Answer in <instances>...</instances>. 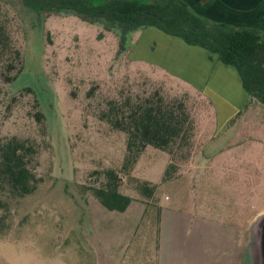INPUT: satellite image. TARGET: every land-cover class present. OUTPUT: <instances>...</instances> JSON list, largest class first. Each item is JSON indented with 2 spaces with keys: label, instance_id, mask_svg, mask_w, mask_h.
Listing matches in <instances>:
<instances>
[{
  "label": "rangeland",
  "instance_id": "374dc122",
  "mask_svg": "<svg viewBox=\"0 0 264 264\" xmlns=\"http://www.w3.org/2000/svg\"><path fill=\"white\" fill-rule=\"evenodd\" d=\"M29 1L37 0H0V20L21 52L10 72L11 52L0 64V140L36 148L30 167L39 185L24 197L0 193V264H157L161 205L175 216L164 264H228L233 242L248 249L264 211V104L244 95L234 71L210 68L213 55L197 45L176 43L185 58H161L164 66L151 28L133 32L119 53L118 33L103 22L36 12ZM157 94L186 103L190 139L172 155L148 145L124 168L128 134L102 113L112 101L127 110ZM109 168L133 199L125 211L93 193ZM142 181L156 185L153 197Z\"/></svg>",
  "mask_w": 264,
  "mask_h": 264
},
{
  "label": "trees",
  "instance_id": "16d2710c",
  "mask_svg": "<svg viewBox=\"0 0 264 264\" xmlns=\"http://www.w3.org/2000/svg\"><path fill=\"white\" fill-rule=\"evenodd\" d=\"M35 4L40 7L30 3L36 12L73 11L85 20L103 22L106 29L118 33L119 53L127 50L133 32L149 27L201 46L217 54L224 64L234 66L249 97L264 104V30L217 22L193 10L185 0H38ZM8 52L6 67L10 72L21 61V52L13 46L7 25L0 20V64ZM17 74H7L4 79L12 82ZM126 108L112 101L102 113L114 128L128 134L124 168L134 165L148 145L172 155L189 141L193 126L183 100L168 101L157 94L156 98L129 103ZM36 117L42 120L43 114L37 112ZM34 154L36 148L25 140H0V193L24 197L36 191L39 179L30 167ZM103 173L106 181L92 189L94 195L106 208L125 211L133 199L119 191L118 172L109 168ZM139 189L151 198L156 185L142 181ZM3 204L0 199V208ZM160 211L161 207L157 211L159 219Z\"/></svg>",
  "mask_w": 264,
  "mask_h": 264
},
{
  "label": "crops",
  "instance_id": "0c3cea01",
  "mask_svg": "<svg viewBox=\"0 0 264 264\" xmlns=\"http://www.w3.org/2000/svg\"><path fill=\"white\" fill-rule=\"evenodd\" d=\"M185 1L196 12L203 14L217 22H224L238 26L256 27L261 30H264V0H185ZM149 28H151L150 30L157 32V36L160 39L159 56L161 57H158L156 59L158 63H161L162 65L165 66L168 63L164 62L163 59L170 58L172 56H179L181 58H185L184 55H181L179 53L176 44L179 42L182 43L185 40H183L178 36L170 35L156 27H149ZM203 52L205 53V56H208V53L209 55L211 53L206 49H204ZM211 55H213V58L211 60L208 59V61L211 63L210 68L212 67L217 68V65H220L224 69L228 68L231 72L234 71L235 80H236L235 83L237 84V86H240L241 91L243 90L242 92H244V95L248 96L246 90L242 85L241 78L236 68L234 66L226 65L223 62H221L218 59L217 54L211 53ZM194 78L195 77H193L191 74L190 76H188L187 79H189L192 82ZM195 80L197 79L195 78ZM200 84L204 85L205 87L208 86V82H206V80ZM160 207H161L160 219H159L160 232H159V242H158V251H157V261H158L157 264H164L163 261L161 260V253L165 248V242H167L168 237H170V231L175 225V223H173L175 216L172 215L169 208H166L162 205ZM230 224H232L233 227H237L236 222H230ZM169 225L171 226L169 227ZM233 243H235V245L230 251L231 258L228 264H247L246 243L241 245L240 240L238 242H233ZM176 264H184V263H176Z\"/></svg>",
  "mask_w": 264,
  "mask_h": 264
},
{
  "label": "water",
  "instance_id": "95a60500",
  "mask_svg": "<svg viewBox=\"0 0 264 264\" xmlns=\"http://www.w3.org/2000/svg\"><path fill=\"white\" fill-rule=\"evenodd\" d=\"M247 264H264V211L253 221Z\"/></svg>",
  "mask_w": 264,
  "mask_h": 264
},
{
  "label": "flooded vegetation",
  "instance_id": "af4514ba",
  "mask_svg": "<svg viewBox=\"0 0 264 264\" xmlns=\"http://www.w3.org/2000/svg\"><path fill=\"white\" fill-rule=\"evenodd\" d=\"M38 1V0H37ZM33 3V6L34 7H36V8H39L40 6H37L36 4H35V2H32ZM32 10H33V7L31 8Z\"/></svg>",
  "mask_w": 264,
  "mask_h": 264
}]
</instances>
